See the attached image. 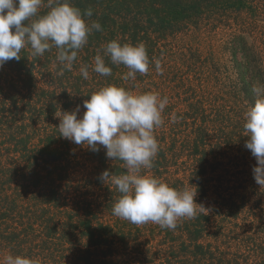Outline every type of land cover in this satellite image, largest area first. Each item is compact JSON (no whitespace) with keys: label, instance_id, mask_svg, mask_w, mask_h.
I'll return each mask as SVG.
<instances>
[{"label":"trees","instance_id":"1","mask_svg":"<svg viewBox=\"0 0 264 264\" xmlns=\"http://www.w3.org/2000/svg\"><path fill=\"white\" fill-rule=\"evenodd\" d=\"M245 1L69 0L82 12L91 8L93 15L85 20L102 27L78 51L71 71L58 74L55 48L34 57L30 46L21 50L19 61L10 60L0 68V262L8 255H25L38 258L40 264H134L137 254L138 264L156 256L163 264H213L212 248L223 245L228 254L236 251L232 250V259L223 256L216 264H264V187L259 194L252 173L244 167L228 176L249 185L244 195L239 199L222 195L226 166H246L245 113L255 101L234 96L229 97L233 103L226 101L231 92H221L212 80L209 65L216 70V60L201 50L200 34L192 44L184 42L189 31L184 28L204 9L205 17L216 18L244 8ZM47 11L44 0L40 14ZM112 40L143 43L149 71L125 79L129 69L105 57L112 74L95 73L97 51L102 54ZM233 59L236 70L245 68ZM84 65L88 79L80 73ZM108 85L168 98L164 123L154 132L159 151L153 167L145 171L172 188L197 192L195 218L180 219L174 230L114 216L112 207L120 193L99 177L105 170L125 173L124 162L108 159L103 146L94 152L60 136L62 113L80 105L81 117L88 96ZM242 85L250 90V84ZM234 86L233 92L240 91V85ZM251 188L254 204L261 208L245 214ZM250 213L257 216L256 224L250 223ZM109 218L112 221L105 220ZM80 236L83 245L77 247ZM57 245H69L58 260L62 251ZM241 249L247 253L241 254Z\"/></svg>","mask_w":264,"mask_h":264},{"label":"clouds","instance_id":"2","mask_svg":"<svg viewBox=\"0 0 264 264\" xmlns=\"http://www.w3.org/2000/svg\"><path fill=\"white\" fill-rule=\"evenodd\" d=\"M44 0H0V68L10 60L21 59L22 49L30 46L31 55L43 56L53 48L59 75L71 71L78 51L87 43L93 31H101L99 22L91 23V8L83 12L72 6L69 0H48V11L40 14ZM105 57L113 65H124L129 71L125 79H135L136 73L146 74L150 60L143 43L121 44L112 40L98 50L94 57L93 71L110 76L112 69L106 66ZM156 70L161 71L159 61ZM84 79L89 78L88 66L80 68ZM259 97L245 113L244 131L248 140L246 149L257 161L253 167L256 183L264 187V89L257 88ZM83 102L86 111L78 118L80 105L71 112H63L57 127L60 136L76 145L86 146L98 152L106 149V157L124 162L126 172L113 175L105 170L99 179L111 183L120 193L112 207L114 216L133 224L153 223L161 228L174 230L182 218L196 216L197 192L188 188L177 190L159 178L147 174L159 151L154 132L163 125L162 114L168 98L158 92L134 94L116 85H108L88 96ZM0 264H40L38 258L25 255H8Z\"/></svg>","mask_w":264,"mask_h":264},{"label":"rangeland","instance_id":"3","mask_svg":"<svg viewBox=\"0 0 264 264\" xmlns=\"http://www.w3.org/2000/svg\"><path fill=\"white\" fill-rule=\"evenodd\" d=\"M205 9L202 11L201 16L193 18L192 22L186 25L184 29H189L190 33L187 32L188 38L185 37V43H193V40L200 34L202 39L201 46L203 47L201 50L205 53H212L215 57L216 70H213V66L210 64L209 68L211 70L210 76L213 77V81L217 82L219 85V90L221 92L225 90H229L231 94L227 96L226 101L229 103H233L232 99H229L230 96H234L237 99L248 98L253 101H256L259 97L257 96L256 89H264V0H246L244 4V8L239 9L238 11H227L225 14L218 16L216 18L210 17L207 18ZM205 15V16H204ZM185 33L186 31L183 30ZM171 44L173 45V39ZM208 54H206L207 56ZM238 58V63L244 66L245 68H237L234 62L233 57ZM242 84H250V90L246 91L245 88L243 90ZM234 85H240V91L235 90L233 92L232 87ZM235 87V86H234ZM224 94V93H223ZM264 95V92L261 93ZM229 103L227 105H229ZM228 109V108H226ZM250 150L247 149V157L246 166H235L234 164H230V160L228 163L230 165L226 166V171L228 173H222L221 175L224 178L223 189L226 190V193L222 194L224 196L234 195L236 198H241L245 193V183L234 182L228 176L237 173L238 171L243 170L246 167V171L248 174L252 173L253 179V167L257 166V161L255 157L249 156ZM234 155V154H233ZM227 162V160H226ZM256 164V165H255ZM80 175H76V179H80ZM231 180V181H230ZM82 182L79 183L78 186H81ZM253 187H257V191H263L262 187L258 185L256 182ZM71 199L75 198V196H70ZM254 191L251 188L250 198L246 205V209L242 212L247 214L248 210L252 211L260 207V205L254 204ZM93 199L92 197L90 200ZM261 208V207H260ZM66 211V209H63ZM252 212L258 213L257 210ZM53 214V213H52ZM50 214L49 217H52ZM242 217H245L243 215ZM112 221L110 218L105 219ZM257 216L253 213H250V223L256 224ZM113 223V222H112ZM229 226V225H228ZM77 236H79L77 234ZM76 239V238H75ZM80 241V242H79ZM79 241L77 247L83 245L82 237H79ZM155 247L154 244L150 245V247ZM216 246V245H214ZM219 246V247H218ZM217 247L212 248L213 256L210 261L213 264H216L217 260L224 256L225 260L232 259L233 251L232 249L229 254L226 246L218 245ZM58 252L61 250L62 253H58V257L56 260L61 259L63 256V250L66 251L69 248V245L61 247V245H57ZM159 249V248H158ZM157 248H154V251ZM225 253H227L225 255ZM241 254L247 253V250L241 249ZM137 254H134L135 257L134 264L139 263V258L136 257ZM158 257V258H157ZM160 256H156V260L149 259L147 264H163L159 259ZM243 259L239 260L241 263ZM208 263V262H207ZM252 263V260H251ZM141 264H143L141 262Z\"/></svg>","mask_w":264,"mask_h":264}]
</instances>
